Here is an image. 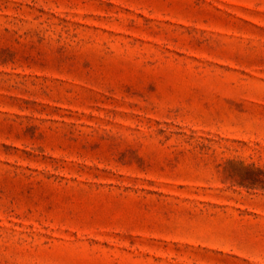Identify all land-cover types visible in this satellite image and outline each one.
<instances>
[{
  "label": "rangeland",
  "instance_id": "1",
  "mask_svg": "<svg viewBox=\"0 0 264 264\" xmlns=\"http://www.w3.org/2000/svg\"><path fill=\"white\" fill-rule=\"evenodd\" d=\"M0 264H264V0H0Z\"/></svg>",
  "mask_w": 264,
  "mask_h": 264
}]
</instances>
